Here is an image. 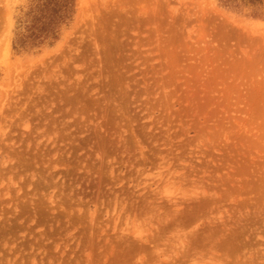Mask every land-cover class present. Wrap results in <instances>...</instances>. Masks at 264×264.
<instances>
[{"label": "rangeland", "instance_id": "obj_1", "mask_svg": "<svg viewBox=\"0 0 264 264\" xmlns=\"http://www.w3.org/2000/svg\"><path fill=\"white\" fill-rule=\"evenodd\" d=\"M224 1L75 0L24 52L0 0V264H264V0Z\"/></svg>", "mask_w": 264, "mask_h": 264}, {"label": "trees", "instance_id": "obj_2", "mask_svg": "<svg viewBox=\"0 0 264 264\" xmlns=\"http://www.w3.org/2000/svg\"><path fill=\"white\" fill-rule=\"evenodd\" d=\"M260 1L248 0L251 4ZM74 11L75 0H28L25 11L15 24L12 49L29 52L52 46L59 39L61 28L72 20Z\"/></svg>", "mask_w": 264, "mask_h": 264}]
</instances>
